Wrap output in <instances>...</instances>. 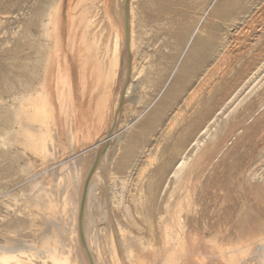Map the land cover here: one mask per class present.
<instances>
[{
    "label": "bare ground",
    "instance_id": "bare-ground-1",
    "mask_svg": "<svg viewBox=\"0 0 264 264\" xmlns=\"http://www.w3.org/2000/svg\"><path fill=\"white\" fill-rule=\"evenodd\" d=\"M134 1L23 0L16 11L10 10L11 7L7 6L10 17L15 15L19 21L22 19V22L20 21L18 31L11 32L10 28L7 30L4 23L0 26V158L14 154L19 159L25 158L26 165L34 172L30 179L36 187L32 194L33 203L39 210L42 221L51 226L49 228L52 232L46 230L39 233L40 238L38 237L35 245L32 244L34 247L30 244L27 250L13 247L16 241L18 244L28 245L29 243L26 244L23 239L7 238L6 244H0V264H38L34 257L41 260L40 264H148L146 259L149 256L146 251L148 247L159 248L156 264H264V233L259 237L253 236L255 226L251 225L247 230L244 228L245 225L239 224L237 220L233 224L228 222L230 204L227 203L233 201L232 190L225 187L227 184L213 180L211 174L207 175L211 173V166L217 163L220 154L227 149L229 141L232 142L237 136L240 127L231 130L230 125L232 120L238 118L236 115L232 116L237 106L245 105L244 114L254 107L255 103L258 104L259 110V76L264 75V62L259 66V60L253 62L251 67L243 69L246 76L239 86L221 107L212 113L209 120H203L195 125L194 133L189 139L187 135L186 138L183 136L188 133V125L183 126L172 149L173 157H177L175 163L170 162L172 168L171 164L166 162L150 176L148 183L138 186L140 190H145L150 195L151 200L139 205L134 203V210H131L122 197L114 203V218L109 215L105 227L90 232L88 229L91 228L85 225L84 216H89L86 205L93 202L90 199L92 190L88 192L87 189L90 182H95L94 179L99 172V168L97 171L95 169L98 158L103 157L106 152L109 156V151L111 156L119 153L121 145L112 148L114 138L119 131L129 128L131 123L142 119L147 121L162 119V113H158L159 105L157 111L150 113L148 111L149 106L155 104L158 99L155 98L150 104L141 101L145 86L154 74L152 62L146 55L148 45L143 41V30L140 31V24H143L146 16L142 17L143 12L134 6ZM6 12L7 10L0 11V14H7ZM1 17L3 22L9 19L4 15ZM19 33L21 35L18 38ZM157 33L162 34L161 27ZM192 41L193 39L190 44ZM9 51L15 52V55L24 53V56L6 59L5 54ZM22 61H27L31 65L27 72L28 76L24 78L23 75L14 76L8 73V66L12 68ZM164 73L165 68L160 66L154 76L157 83L155 91L159 92V96L163 92L161 85ZM111 96L116 98L114 110L110 113L113 122L105 136L90 146L99 147L98 150L95 148L97 152L93 156L92 164L90 167L87 166L89 163L87 150L91 148L77 146L73 154L77 159L66 166L71 167L72 178L80 180L82 178L79 177L84 175L79 188L76 182L78 185L75 196L78 195V198L72 196L71 199L68 189L70 185L65 183L60 191L61 187L52 183L54 181L52 178L58 176L52 177L55 172L51 174L50 171L57 166L59 170V166L69 159H64L69 146L61 134H58L64 130V120L68 118L66 110H70L76 120H92L87 129L91 135L89 138H92L100 132L108 114L107 110L111 108ZM132 102L138 104L131 107L129 103ZM257 110L255 111L258 112ZM249 114L248 118L254 116L253 111ZM222 122L228 132L224 137L221 135ZM189 124L191 126V122ZM56 130L58 135L55 133ZM130 153V148H125L121 161L129 162ZM204 156H207V161L201 162ZM194 164L204 165V168L193 170L191 167ZM230 176L232 178V175ZM69 178L71 177L64 178L67 184ZM193 179L196 181L195 184L188 187V182ZM185 181L187 184L181 186ZM234 181L237 183L236 179ZM101 182H106V179ZM231 183L233 184V179ZM56 188L58 191L54 192ZM102 190L100 191L103 192ZM181 190L189 199L188 205L185 215L180 213L175 216L171 212V198ZM107 191L112 192V190L109 192V189ZM95 192L93 196H98ZM165 198L168 200L163 205L161 201L163 202ZM88 199L91 202H88ZM181 202L182 200H179L177 204L181 205ZM71 205H74L71 209L75 211L71 222L73 227L72 231L67 230L65 233V227L60 223L58 225L56 218L62 216L67 220ZM162 207H166V212ZM109 208L112 209V206ZM51 218L52 224L48 223ZM56 229L58 232L60 229L61 233ZM146 229L151 234L149 239L144 236ZM86 235L89 236L92 245L96 243V253L93 251L92 254L84 247ZM157 255V252L154 253V256ZM151 256L153 257V253ZM155 260L149 264H154Z\"/></svg>",
    "mask_w": 264,
    "mask_h": 264
},
{
    "label": "rangeland",
    "instance_id": "rangeland-1",
    "mask_svg": "<svg viewBox=\"0 0 264 264\" xmlns=\"http://www.w3.org/2000/svg\"><path fill=\"white\" fill-rule=\"evenodd\" d=\"M22 3L23 0H0V11L7 10V14H0V26L5 24L4 26L7 27V30L10 28L11 30L9 31L11 32L19 30L22 19H20V22L18 17L16 18L15 15L10 17L11 14L8 13L10 10L16 11ZM133 4L135 7L139 8V11L141 10L143 12L142 17L143 15L146 16L145 20L142 22L143 24H140V31L143 30L142 38L145 45H148L146 55L150 62H152V72L154 74L152 76L153 78H150L147 82V86H145V95L143 94L141 101L143 100V102H148L150 104L155 98V100L158 99L155 101V104H152L151 106L148 105V111L149 113L155 110L157 111V107L159 105L158 113H162V119L151 121L142 119L131 123L129 128L119 131L114 138L112 148L114 146L116 147V145H121L122 149L119 151V153L114 155L112 153L113 156H111V151H109V156L106 155L108 153L106 152L104 153L105 155L103 154V157H101L102 159L98 158L99 161H97L95 169L97 171L99 168V172L101 173V171H103L105 175L102 172V177L98 172L94 179L95 182H90L88 184L89 190L87 189V191L90 192L92 190L90 192V199L91 201L93 200V202L92 204L87 203L86 205L89 216H84V222L88 228H91L88 229L91 230L90 232H92V230L97 231L100 228L105 227L108 223L107 218L109 215L111 218H114L115 210L113 206L118 199L123 197V200L126 201V204L131 210H134V203L139 205V203L143 204L148 200H151L150 195L145 192V190H140V187L138 188V186L148 183L151 179L150 176L166 162L170 163L173 161L172 163H175L177 161V157H173L174 153L172 149L183 126L185 127L188 125V133H185L183 136L184 138L188 136L189 139L194 133L196 128L195 125L199 124L203 120H209V117L212 115V113L221 107V105L229 98V96H231V93L239 86L241 80L246 76L243 73V69L247 66L251 67L252 63H256L258 60L260 64L259 66L263 65L264 62V0H135ZM8 5L11 7L10 10L9 7H7ZM1 15L9 18L8 21L3 22ZM160 27L162 29V34L158 35L157 32ZM20 35L21 33L18 34V38ZM191 39H193L192 44H190ZM21 55L22 53H17L15 55V52L9 51L6 52L5 58L10 59L13 56L20 57ZM22 56H24V53ZM6 62L9 63L8 61ZM158 62L160 64L159 66ZM160 66L165 68V73L161 85L163 92L162 95L160 94L159 96V92L157 93L155 91L157 83L154 80V76H156L157 69ZM30 68L31 65L29 62L22 61L20 64L14 65L12 68L8 66V73L13 74L14 76L23 75L25 78V76H28L27 72ZM263 76V74L259 76V110H257L258 104L255 103L254 107L247 110L246 114H244L243 111L245 110V105L240 104L237 106L234 113H232V116L236 115L238 118L237 120H232L230 124L231 130L235 129L236 127H240L237 136L232 139V142L231 140L229 141L230 143H228L227 149L225 152L220 154V157L216 161L217 163L215 162L216 164L211 166V173L207 174L208 176L211 174L213 176V180L216 182L223 183L224 185L227 184L225 187L231 188L232 190L231 198L234 202L232 201L231 203L230 200L227 203L231 206V208H229L230 206L228 207L229 211L231 212L227 213L228 222L233 224L237 220L239 224H244V228L247 230H249V227L253 225L255 226L253 236L258 237L264 233ZM115 101L116 98L111 96V108L108 109L109 111L107 110L108 117L105 116V120H107L106 122H108L109 125L104 120L103 125H101L100 132L94 137L92 136V138H89L91 135L89 132H87L92 120H76L75 117L72 116L70 110H66L68 118L65 119L66 121L64 120L65 126L62 133H58L57 130V132H55L56 134H61L65 140V143L70 148L68 147L66 156L64 158L69 159L64 162L61 167L59 166V170H57L58 166L55 168L53 167L50 170L51 174L53 171L55 172V174H52V177L58 176L55 177L57 179L53 177L52 179L54 181H52V179L51 181L53 184L59 185L61 187L59 189L60 191H62L65 183L66 185H70L71 188L68 186V189L71 199L73 197H75V199L76 197L78 198V195L75 196V194H77L76 190L77 187L79 188L80 182L82 183V176L84 175L82 174V176L79 177L82 178L80 180L72 178V173H70L72 172L71 167L66 166L69 165L71 161H75L77 159V157H74L73 155L77 146H80L81 148H88L97 142L98 139L105 136L110 124L113 122V120H111L110 113H112L114 110L113 106H115ZM137 104L138 103L135 104V102L129 103L131 107ZM252 111L254 112V116L252 118H248V115H250L249 113H252ZM122 121L123 120H121V122ZM190 122L191 126L189 124ZM105 125H108V127ZM222 126L223 130L221 135L224 137L228 135V132L225 130L223 122ZM56 134L55 136L58 135ZM90 148L91 149L87 150V157L89 159V163L87 165L88 167H90L92 164L93 156L96 155L99 147ZM125 148H130L131 152L128 155L129 162L127 163H124L125 161H121V155L124 153ZM211 151H213V149ZM205 160L207 161V156L201 158V162H205ZM224 160L225 163H223ZM172 163H170V168H172ZM201 164H194L191 168L193 170L200 168L201 170L204 168V165ZM251 164H253V166ZM85 171L86 170H84L83 173H85ZM229 174L232 175V178ZM33 175L34 172L31 167L26 165L25 158L19 159L15 156V154L13 156L9 155L5 158H0L1 245L6 244L8 239L17 237L20 238V240L23 239V242L26 244H29H18L19 242L16 241V243H18H15L14 245L16 246L13 245V247L16 249L18 247L27 250L29 249L28 246L30 244L32 247H34L33 245H35V242L38 241V237L40 238L38 235L39 233L46 230H50L49 232H52L51 228H49L51 226L47 223H44L45 221H42L41 214L39 215V210L33 203L32 194L36 191L34 182L30 181ZM68 176L73 180L69 178L67 184V180L65 179ZM103 178L106 179V182H104L105 179ZM234 178L237 180L238 184L234 181ZM240 178L242 179L239 180ZM232 179L233 184L231 183ZM238 180L243 182L239 183ZM96 181L99 182L98 185ZM100 181H103L104 183H100ZM76 182H78L79 185ZM195 182V179L188 182V184L185 181L181 184V186L187 184L188 187H191L195 184ZM104 187L107 190L109 189V192L112 190V192L108 193ZM57 188L54 190V192L58 191ZM94 188L97 189L95 190ZM100 190H102L104 193ZM94 192L98 194V196L96 194V196H93ZM100 195L103 197V199ZM105 195H107V197ZM175 196L171 198V212L175 216L176 214L180 213L181 215H185V209L189 200L188 197H186V194L182 190L176 193ZM90 199H88V202ZM167 200L168 198H165L163 202L161 201V203L165 205ZM179 200H182L181 205L177 204ZM106 205H108V208ZM111 206L112 209L109 208ZM72 207H74V205L70 206L71 212L68 214V216L71 217H68L69 220L68 218L67 220L64 219L62 216L58 217L59 219L56 218V223H58V225L60 223L65 227V233L67 230L68 232L69 230L72 231L71 227L73 226H71V224L73 225V223L71 222H73L74 219L72 216L75 215V211H72ZM162 208V210L166 212V207ZM238 208L242 211L238 210ZM239 211L243 213H241L242 216L239 214ZM233 213L235 214L233 215ZM229 215L231 216V219L229 218ZM235 216H241V218L238 217L240 220L235 218ZM52 218L48 223L52 224ZM174 220H176V218ZM44 224H46V227ZM56 231L58 232L57 229ZM58 233H61L60 229ZM144 234L146 239L151 238L149 230L146 229ZM86 238L88 240H85L86 245L84 247L89 250L90 253L93 251L96 253V243H93L95 245L94 246L90 242L89 236L86 235ZM26 240H29V242ZM146 249L147 256L149 255L146 258L148 264L149 262L152 263V260L155 259L156 262H153L156 264L158 262L157 258H159L158 256L160 253L158 251L159 248H154L156 249L154 250L152 247H148ZM149 252L150 254H148ZM156 252L158 255L154 256V253L156 254ZM135 253L137 255V252ZM152 253L153 257L151 256ZM33 259L38 264L41 263L39 258L34 257ZM48 262L51 263L50 261Z\"/></svg>",
    "mask_w": 264,
    "mask_h": 264
},
{
    "label": "crops",
    "instance_id": "crops-1",
    "mask_svg": "<svg viewBox=\"0 0 264 264\" xmlns=\"http://www.w3.org/2000/svg\"><path fill=\"white\" fill-rule=\"evenodd\" d=\"M195 45V44H194Z\"/></svg>",
    "mask_w": 264,
    "mask_h": 264
}]
</instances>
